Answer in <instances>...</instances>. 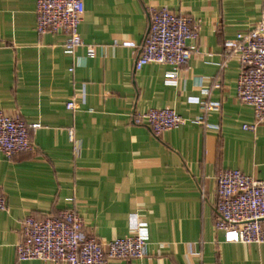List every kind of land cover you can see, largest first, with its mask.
I'll return each instance as SVG.
<instances>
[{"label":"crops","instance_id":"1","mask_svg":"<svg viewBox=\"0 0 264 264\" xmlns=\"http://www.w3.org/2000/svg\"><path fill=\"white\" fill-rule=\"evenodd\" d=\"M82 1L81 44L66 53L62 32L36 33L35 0H0V111L38 123L30 152L0 157V264H65L17 261L14 245L24 216L66 209L99 240L145 227L143 256L109 264H264V244L225 243L213 228L220 169L264 182V122L242 128L253 123L252 109L235 98L239 63L222 54L264 0ZM159 6L197 24L196 52L180 67L136 70L149 8ZM170 71L175 78L164 77ZM71 96L78 106L67 110ZM196 99L219 103L205 125L195 122ZM148 108H172L186 121L153 135L130 117Z\"/></svg>","mask_w":264,"mask_h":264},{"label":"built area","instance_id":"2","mask_svg":"<svg viewBox=\"0 0 264 264\" xmlns=\"http://www.w3.org/2000/svg\"><path fill=\"white\" fill-rule=\"evenodd\" d=\"M83 13L82 0H35L34 29L37 34L62 32L64 52L72 53L81 44L77 31ZM197 24L190 16L169 11L165 6L151 7L148 25L133 63L138 70L148 63L185 65L196 52ZM224 61L235 58L240 65L236 78L235 98L249 106L253 123L242 125L251 129L264 122V11L245 31L222 43ZM72 68H68L71 72ZM175 71L166 72L167 79L175 78ZM217 87V84L214 85ZM200 114L195 122L205 125L204 115L218 111V102L196 101ZM78 106L75 96L64 103L67 110ZM88 112L91 109H87ZM133 124L146 126L153 135L174 129L186 120L172 108H148L130 115ZM38 123L26 124L18 116L0 111V157L30 152L33 148L29 130ZM67 140L75 146L72 129ZM214 230L221 232L225 243L264 244V182L237 169L223 168L215 176ZM6 203L0 190V211ZM19 240L14 245L17 261L40 260L65 264H109L113 259H139L146 244L145 227L136 223L132 233L111 240H99L82 233V220L74 210H61L45 217L24 216L19 222Z\"/></svg>","mask_w":264,"mask_h":264}]
</instances>
